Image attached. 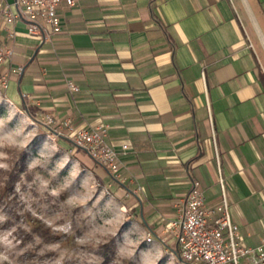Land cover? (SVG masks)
<instances>
[{"label":"crops","instance_id":"obj_1","mask_svg":"<svg viewBox=\"0 0 264 264\" xmlns=\"http://www.w3.org/2000/svg\"><path fill=\"white\" fill-rule=\"evenodd\" d=\"M13 1L0 8L15 13ZM57 12L51 34L41 19L39 34L0 19L5 99L51 117L67 147L63 123L103 127L118 179L75 155L146 237L174 242L167 227L193 184L212 209L221 179L240 244L264 247V0H75Z\"/></svg>","mask_w":264,"mask_h":264},{"label":"rangeland","instance_id":"obj_2","mask_svg":"<svg viewBox=\"0 0 264 264\" xmlns=\"http://www.w3.org/2000/svg\"><path fill=\"white\" fill-rule=\"evenodd\" d=\"M140 228L106 182L0 89V264H182L173 241L147 242Z\"/></svg>","mask_w":264,"mask_h":264},{"label":"built area","instance_id":"obj_3","mask_svg":"<svg viewBox=\"0 0 264 264\" xmlns=\"http://www.w3.org/2000/svg\"><path fill=\"white\" fill-rule=\"evenodd\" d=\"M64 2L72 6L75 0H14L12 5L16 12L11 14L5 7L0 8V19L8 24H14L16 19L24 18L30 23V34H39L36 20L41 19L48 28V33H54L60 29L58 6ZM12 35V30L7 32V38ZM12 54L10 48L0 46V64ZM21 68L13 69L14 74L20 73ZM7 75L0 79V87H7ZM69 89L76 92L77 89L69 84ZM44 123L48 126L55 121L46 116ZM67 138L72 146L82 150L94 163L106 170L113 178L119 177L118 152L104 141L105 129H74L68 122L63 123ZM127 147L122 146L125 150ZM221 204L212 209L204 207V200L193 184L186 197L180 204L179 216L167 227L172 235L180 259L188 264H264L263 244L256 247H245L240 244L239 227L233 223L229 214V208L224 197L222 180ZM147 242H152L150 235ZM158 241L164 242V239Z\"/></svg>","mask_w":264,"mask_h":264},{"label":"trees","instance_id":"obj_4","mask_svg":"<svg viewBox=\"0 0 264 264\" xmlns=\"http://www.w3.org/2000/svg\"><path fill=\"white\" fill-rule=\"evenodd\" d=\"M21 111L33 122V123H35L43 132H45V134H47V135H51V136H54V137H58L57 135H56V133L53 131V129L51 128V127H49L48 125H46V124H44L43 122H41V121H39L33 114H32V112L27 108V106H26V103L25 102H23V105H22V107H21ZM59 138H61V137H59ZM69 142H70V140L69 139H67ZM69 147H70V153H72V154H75V152H78V151H80V152H82L83 154H85L82 150H80V149H78V148H75L74 146H72V144H71V142H70V145H69ZM86 155V154H85ZM87 156V155H86ZM88 157V156H87ZM23 156L20 158L21 160H23ZM89 158V157H88ZM11 177H13L14 175L13 174H11L10 175ZM13 181L14 180H16V179H12ZM13 183V182H12ZM163 245L164 246H166L167 248H169L168 247V245L166 244V243H163ZM109 252H111V246L110 245H105V246H103V251L100 253V255L102 256V258L104 259V261H108V259H109V257H108V253ZM173 252H174V255L177 257V259L179 260V262L180 263H182V264H188V263H185V262H183L181 259H180V257H179V255H178V251H177V248H176V246H175V249L173 250ZM121 264H130L128 261L126 262V261H122L121 262Z\"/></svg>","mask_w":264,"mask_h":264}]
</instances>
